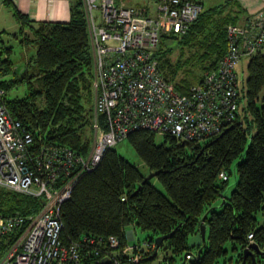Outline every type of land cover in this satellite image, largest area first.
<instances>
[{"label":"trees","instance_id":"16d2710c","mask_svg":"<svg viewBox=\"0 0 264 264\" xmlns=\"http://www.w3.org/2000/svg\"><path fill=\"white\" fill-rule=\"evenodd\" d=\"M4 2L13 6L20 22L14 36L22 35V41L34 44L37 51L24 71L16 72L9 56L14 48L2 37L6 31L0 30V74L13 71L20 75L12 80L0 79L5 90L0 103L4 102L12 117L33 133L37 143L67 146L87 155L93 141L95 92L83 1H73L69 22L30 20L13 5V0ZM250 17L234 0H222L208 8L205 5L186 32L162 36H175L178 40L177 47H167L161 38L156 49L163 77L179 92L188 93L206 72L218 69L228 53L229 25L245 24ZM248 73L243 95L248 104L242 109L250 124L254 120L257 125L251 138L243 122L238 121L242 95L234 123L224 134L204 142L181 144L172 135H161L163 140L159 142L155 131L131 132L125 140L151 172H158L155 178L165 190L159 189L153 178L145 181L146 174L113 147L94 170L81 176L71 198L62 204L63 240L70 243L84 237L117 235L124 246L129 243L127 231L134 226L148 233L145 242L152 245L159 235L173 232L162 245L167 251L163 264H181L185 260L189 264H215L228 252L227 243L234 248L240 244L244 251L250 232H254L255 241L262 248L264 225H258L256 214L264 209V51L250 56ZM20 83L27 84V93L8 98L6 87ZM99 119L102 122L103 116ZM236 160L238 179L231 194L225 195ZM222 172L227 174L226 179L220 178ZM218 200H222L219 208L215 206ZM44 203L43 196L0 186L3 215L36 213ZM203 219L207 242L194 255L189 241L200 230ZM16 235L3 237L0 257ZM197 246L201 248V244ZM154 250L146 251L140 263H149ZM103 254L88 256L85 263L102 264Z\"/></svg>","mask_w":264,"mask_h":264},{"label":"built area","instance_id":"2783aa9c","mask_svg":"<svg viewBox=\"0 0 264 264\" xmlns=\"http://www.w3.org/2000/svg\"><path fill=\"white\" fill-rule=\"evenodd\" d=\"M82 1L93 57L94 144L82 155L67 146L37 143L0 103V186L45 198L36 213H0V243L4 236L17 234L0 264H86L88 256L102 253L107 264H139L146 251L156 248L155 242H144L145 248L121 246L120 237L110 235L66 243L62 204L71 198L81 176L135 130L195 143L222 133L239 109L240 60L264 51V0H259L262 8L245 24L229 25L230 47L218 69L181 93L163 77L156 49L163 35L186 32L206 0ZM4 94L0 86V98ZM220 178L227 174L222 172ZM248 241H255L254 232Z\"/></svg>","mask_w":264,"mask_h":264},{"label":"rangeland","instance_id":"374dc122","mask_svg":"<svg viewBox=\"0 0 264 264\" xmlns=\"http://www.w3.org/2000/svg\"><path fill=\"white\" fill-rule=\"evenodd\" d=\"M221 0H207L205 2L206 7H211L216 4H219ZM13 6L8 5L4 2V0H0V30L6 29L9 31L7 35H5V41L7 45H11L14 48V53L12 55L13 60L16 65L18 71L20 66H24V63H26L28 60H26V56L28 55L29 58H33V56L36 54L37 48L34 44H29V46H24L25 43L22 41L23 36L19 35V37L14 36V33H18L20 29V22L18 18L14 15ZM161 43L167 47H177L178 40L175 38V36L171 37H162ZM250 57H243L238 66H237V74H238V85L239 89L242 95L241 98V110L239 111L238 121H242L249 138L252 137L253 134H255L257 130L256 122L253 120V123L250 124V122L246 119V114L243 111L242 107L247 106L248 104V98L246 96H243L246 92V81L248 78V63H249ZM27 65V64H26ZM20 75L16 76L13 71L10 73H2L0 74V79L2 80H12L15 78H18ZM7 92L6 95L8 98H15L16 96H24L27 93V84L26 83H20L18 86H7L6 87ZM261 96H264V88L261 92ZM261 104V103H259ZM252 119H254L253 116H251ZM90 134V132H89ZM92 145L94 144L95 139V131L92 129ZM163 140L162 136L158 134L157 141L161 142ZM92 147V146H91ZM115 149L118 150V152L123 155L125 158L130 160L132 163L137 165L143 173L149 175L151 171L148 169V167L144 164V162L139 158V156L136 154L132 146L127 140H124L120 143H118L115 147ZM239 160H236L232 165V173L230 174L229 179V185L225 190V195H230L232 190L235 188L236 181L238 179L237 174V163ZM154 184L161 190H165L161 182L153 177ZM222 204V200H218L215 204L216 207H220ZM257 222L259 226L264 225V209L260 210L257 214ZM129 230H133L135 233V238L133 240L128 239L129 243L131 245H139L141 248H145L144 242L146 237L148 236V233L141 230L139 227H131ZM208 237V236H207ZM207 240L203 239L201 243V248L198 246L192 247L194 255L197 254V252L201 251V249L205 246ZM225 248L228 250L226 255H223L219 257L218 261L215 264H240L238 262L239 254L243 251V248L240 244H237V248L233 247L232 243H227L225 245ZM261 250L264 252V244L262 245ZM168 252H170L168 250ZM167 254V251H165L164 247H160L158 250V254L155 258L151 259L148 263L147 261L141 262L140 264H163L164 256ZM184 256V255H183ZM178 260L181 262V260L178 258ZM260 264H264V256L261 255L260 257ZM181 264H189V261L185 260L184 262H181Z\"/></svg>","mask_w":264,"mask_h":264},{"label":"crops","instance_id":"0c3cea01","mask_svg":"<svg viewBox=\"0 0 264 264\" xmlns=\"http://www.w3.org/2000/svg\"><path fill=\"white\" fill-rule=\"evenodd\" d=\"M74 0H13V5L30 20L34 21H55V22H69L71 18V4ZM222 1V0H221ZM240 4L248 14L254 13L262 8V4L259 0H234ZM220 3V2H219ZM5 34L2 37L5 39V35L9 33L6 29ZM24 46H29L25 44ZM12 55H9L11 59ZM26 63L24 66H20L19 70H16L18 65L14 61L13 68L16 72H23L26 64L30 62L31 57L26 56Z\"/></svg>","mask_w":264,"mask_h":264},{"label":"water","instance_id":"95a60500","mask_svg":"<svg viewBox=\"0 0 264 264\" xmlns=\"http://www.w3.org/2000/svg\"><path fill=\"white\" fill-rule=\"evenodd\" d=\"M228 129L229 128H226L225 131H223L221 133V135L224 134ZM181 144H185V141H181ZM157 174H158L157 171L151 172L149 175L146 176L145 181L151 180ZM172 234H173V232L169 233V234H165V235H159L158 237H156V239H155L156 248H155L153 254L151 255V258H155L157 256L159 248L162 247L164 242L166 240H168L172 236ZM127 235L129 237V239H131V240H133L135 238L133 230H128ZM206 236H207V225L205 223V220L203 219L201 222V225H200V230L190 239L189 246L195 247L197 245H200L202 243L203 239H206ZM255 253H258V254L264 256V252L261 250L259 245L256 242H251L248 244V247H246L245 250L243 251V260L240 264H248L247 263V257L248 256H252L253 257L252 264H256ZM102 262H103V264L109 263L108 259H106V258L103 259Z\"/></svg>","mask_w":264,"mask_h":264},{"label":"flooded vegetation","instance_id":"af4514ba","mask_svg":"<svg viewBox=\"0 0 264 264\" xmlns=\"http://www.w3.org/2000/svg\"><path fill=\"white\" fill-rule=\"evenodd\" d=\"M254 242H256V241H254ZM260 257H261V255L260 254H258V253H255V258H256V264H260ZM247 261H253V257L252 256H248L247 257ZM250 264V263H249Z\"/></svg>","mask_w":264,"mask_h":264},{"label":"bare ground","instance_id":"6f19581e","mask_svg":"<svg viewBox=\"0 0 264 264\" xmlns=\"http://www.w3.org/2000/svg\"><path fill=\"white\" fill-rule=\"evenodd\" d=\"M106 154V153H105Z\"/></svg>","mask_w":264,"mask_h":264}]
</instances>
